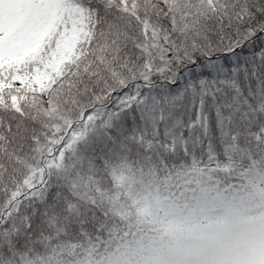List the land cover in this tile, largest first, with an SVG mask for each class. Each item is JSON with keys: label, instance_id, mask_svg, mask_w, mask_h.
Segmentation results:
<instances>
[{"label": "snow or ice", "instance_id": "snow-or-ice-1", "mask_svg": "<svg viewBox=\"0 0 264 264\" xmlns=\"http://www.w3.org/2000/svg\"><path fill=\"white\" fill-rule=\"evenodd\" d=\"M0 264H264V0H0Z\"/></svg>", "mask_w": 264, "mask_h": 264}]
</instances>
